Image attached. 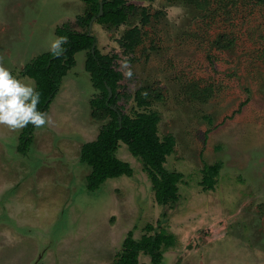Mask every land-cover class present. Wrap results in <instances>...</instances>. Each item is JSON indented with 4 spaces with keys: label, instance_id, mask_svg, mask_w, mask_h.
Instances as JSON below:
<instances>
[{
    "label": "rangeland",
    "instance_id": "1",
    "mask_svg": "<svg viewBox=\"0 0 264 264\" xmlns=\"http://www.w3.org/2000/svg\"><path fill=\"white\" fill-rule=\"evenodd\" d=\"M126 1L137 11L118 27L96 17L79 27L83 0H0V64L34 81L21 72L51 51L57 27L92 33V48L112 56L122 74L121 112L148 116L146 131L157 113L155 133L170 150L164 173L181 175L175 199L155 192L168 182L158 158L143 159L121 140L115 157L131 175L107 170L110 178L87 189L91 168L82 148L110 117L92 115L100 92L85 65L87 49L71 51L43 110L48 122L33 126L24 153L17 150L23 129L0 125V264H116L130 253L153 264L132 247L151 241L161 246L159 264H264V3ZM133 26L140 42L129 49L124 34ZM141 88L148 104L135 100ZM215 162L210 190L203 168Z\"/></svg>",
    "mask_w": 264,
    "mask_h": 264
},
{
    "label": "trees",
    "instance_id": "2",
    "mask_svg": "<svg viewBox=\"0 0 264 264\" xmlns=\"http://www.w3.org/2000/svg\"><path fill=\"white\" fill-rule=\"evenodd\" d=\"M83 1L85 9L82 14L76 15L75 18L78 26L82 22L87 25L93 17H96V21L99 23H107L118 27L125 23L128 17L135 14L137 11L136 6L127 3L126 0ZM194 1L196 0H193V2ZM256 1L264 3V0ZM203 2L205 5L208 0H203ZM200 4L201 3H198L197 5L201 6ZM100 7L102 8V12L101 15H98ZM140 13L143 19L146 20L148 16L144 8L141 9ZM56 34L59 37H67V41L62 44L59 54H54L52 51L40 54L30 63L26 64L21 73L35 81L36 89L40 93V103L37 105V108L43 112V110L48 108V104L52 100L51 96L57 89L59 76L63 74L61 68L66 70L67 67L71 66V51L74 52L87 49L88 52L85 65L87 71L90 73L94 87L99 89L100 92V96L91 101V106L93 107L92 115L97 118L110 117V120L102 125L97 138L94 141L85 143L82 148V162H85L91 168L87 175V184L92 183V186L87 189L94 190L100 183L105 181V179L110 178V176L104 173L107 170H113L114 173L111 176H117L122 173L131 175V170H125L124 164L115 157L118 141L121 140L128 145L130 150L135 151L136 155H143L141 156L143 159L149 158L151 162H154L158 158V163H156V165L162 168L159 169V171L163 173L162 179L164 180V178H167L168 182H166V185L160 182L155 192L157 191V193L163 197L164 202L174 200L175 195L173 192L176 191L174 182L177 181V177H181V175L168 171V173H164L165 169L162 164L165 161L164 152L169 154L170 150L168 148L165 149L164 143L159 142L158 136L155 133V122L158 120L157 113H151L152 119H150V123L153 126L146 131L143 126L148 122V116L147 118L146 115H144V117L138 116V118L134 119L121 112V106L117 104V101L120 96L119 88L122 74L119 70H116L112 64V56L102 54L96 47L92 48L95 40L92 33H87V31L83 29L75 30L71 28L69 23H64L60 27H57ZM124 38L127 39L125 46L132 49L140 42L139 28L137 26L131 27L125 32ZM144 91L147 92L146 88L138 89L135 92V100L139 104L145 101L147 104L149 102V100L145 98L146 94ZM155 99L159 100L160 94L155 95ZM120 115H123L121 117L122 123L121 119H119ZM32 128V124L23 128L24 134L19 137L17 145V150L19 152L24 153L27 150L28 143L31 141L32 137ZM167 140L169 146L172 140L169 137ZM150 155L153 158H151ZM154 156L157 158H154ZM115 160L118 161L116 163V165L118 164L117 167L114 164ZM220 165V162H215L214 164H207L203 168V178L206 182V187L210 190L214 188L215 178L218 175ZM163 235L165 238L168 236L166 234ZM144 239H146V237ZM148 239L152 240L151 238ZM161 240L162 238H159L158 242H162ZM169 244H164V248L168 247ZM171 244L173 245V242H171ZM127 245L129 244L127 243ZM132 247L137 251L143 250L146 255L150 256V261L153 264H159L161 262L162 249L159 250L161 246H159L158 243L151 241L147 245L143 244L137 246L133 244ZM134 256V253H130L129 257H125V255L121 256L116 264H131V262L132 264H138Z\"/></svg>",
    "mask_w": 264,
    "mask_h": 264
},
{
    "label": "clouds",
    "instance_id": "3",
    "mask_svg": "<svg viewBox=\"0 0 264 264\" xmlns=\"http://www.w3.org/2000/svg\"><path fill=\"white\" fill-rule=\"evenodd\" d=\"M67 37L61 36L51 42L50 50L59 54ZM40 93L35 82H25L0 64V125L10 130H20L27 125L40 127L48 122L45 112L38 110Z\"/></svg>",
    "mask_w": 264,
    "mask_h": 264
},
{
    "label": "water",
    "instance_id": "4",
    "mask_svg": "<svg viewBox=\"0 0 264 264\" xmlns=\"http://www.w3.org/2000/svg\"><path fill=\"white\" fill-rule=\"evenodd\" d=\"M101 12H102V8L100 7V10H99V12H98V15H101ZM98 15H97V16H98ZM94 18H95V17H93L92 20H93ZM92 20H91V21H92ZM109 95H110V91H109Z\"/></svg>",
    "mask_w": 264,
    "mask_h": 264
}]
</instances>
